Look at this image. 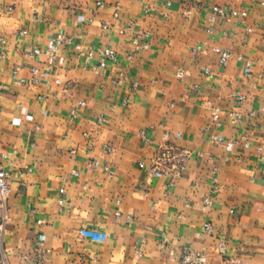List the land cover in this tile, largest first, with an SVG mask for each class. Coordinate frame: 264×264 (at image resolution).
<instances>
[{"label": "crops", "instance_id": "crops-1", "mask_svg": "<svg viewBox=\"0 0 264 264\" xmlns=\"http://www.w3.org/2000/svg\"><path fill=\"white\" fill-rule=\"evenodd\" d=\"M57 35L72 44L56 59L28 56ZM1 53L0 261L37 264L43 243V264H178L186 249L197 264H264V0H0ZM33 67L46 77L21 84ZM162 145L189 153L182 174L140 167Z\"/></svg>", "mask_w": 264, "mask_h": 264}, {"label": "built area", "instance_id": "built-area-1", "mask_svg": "<svg viewBox=\"0 0 264 264\" xmlns=\"http://www.w3.org/2000/svg\"><path fill=\"white\" fill-rule=\"evenodd\" d=\"M170 6V3L168 4ZM99 8H103L104 4L103 3H98ZM9 12H11L13 9L11 7L7 8ZM150 11H154V9H150ZM212 13L215 15H218L220 17H223L227 22H231L232 20L238 18V17H247V13L243 11H227L225 9H222L220 7H213L212 8ZM192 12L187 11L184 12V16L188 19L191 16ZM124 32V31H123ZM211 33V31H208ZM25 34V33H23ZM137 42V39L134 40V43ZM6 43L3 41L2 46L5 45ZM72 44V39L69 37H65L63 35H57L49 48L46 51H42L41 49L34 48V49H29L27 51L28 56L30 57H35V56H42L46 55L50 59H56L57 54L59 52V49L62 47H67ZM149 46L147 44H142L141 46H137L136 49L134 50V53L137 52H142L148 50ZM76 52L79 55H84L87 56L88 58H93L97 59L100 64H104L106 62H113L117 63L118 62V55L117 53L111 49V48H106V47H95L89 50L87 53L84 52L82 46H77L75 48ZM133 55V54H132ZM132 55L129 56V59H131ZM5 56L3 53L0 54V59H3ZM230 58L229 53H222L221 55V60L220 63L222 65H226L228 60ZM248 67H250V64H247ZM98 67H94L93 69H97ZM178 78H182L184 76V72H179L178 73ZM46 77V73L40 69L39 67H33L31 70V78L29 81L26 79H21L20 82L23 85H26L28 83L33 84V85H38L41 83V81ZM126 78L124 74H120V77L116 80H114L115 85H121L123 81H125ZM1 89V86H0ZM84 103H81V106H83ZM101 121V119H100ZM110 151V149H108ZM257 153L259 156V159L264 163V147L258 146L257 147ZM189 160V153L186 151H177L173 146L170 145H162L156 156L151 162V165L147 166L144 163H140L141 168H147L149 171L157 174H162V175H172V176H178L182 174L185 168V164ZM109 170V169H107ZM110 175H113L114 173L112 171H108ZM74 176H79L77 172H73ZM11 179L12 175L9 171L5 169V167L0 163V204L2 209L4 210V214L2 217V221L0 222V233H3L5 230V227L7 223L10 221L11 216L8 212V204H9V199L11 195ZM61 193V198L57 201L58 207L61 210L64 205L68 203L67 200V194L64 189L60 191ZM120 201L118 202V205H120ZM211 207V201L209 198H205L203 200V210L208 209ZM120 211L116 212V219H120ZM39 224H42V221H38ZM213 225L210 222L205 223L204 226V231L206 235H212L213 233ZM86 231L81 230L79 232V237L80 238H85ZM219 252L220 255L225 256L226 255V248L224 243H220L219 245ZM44 244L43 243H38L36 246L35 250V256H36V262L37 264H43L44 262ZM196 255L193 253L191 249H186L182 255L181 259L178 264H189V263H194L196 261ZM0 264H7L4 260L0 261ZM226 264H237L235 262H228Z\"/></svg>", "mask_w": 264, "mask_h": 264}, {"label": "rangeland", "instance_id": "rangeland-1", "mask_svg": "<svg viewBox=\"0 0 264 264\" xmlns=\"http://www.w3.org/2000/svg\"><path fill=\"white\" fill-rule=\"evenodd\" d=\"M197 263H198V262H194V263L192 262V263H189V264H197Z\"/></svg>", "mask_w": 264, "mask_h": 264}]
</instances>
